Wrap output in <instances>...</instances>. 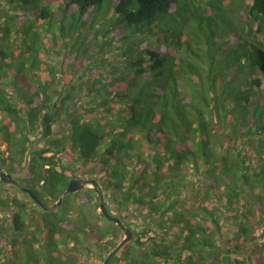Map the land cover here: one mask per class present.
<instances>
[{"label":"trees","instance_id":"trees-1","mask_svg":"<svg viewBox=\"0 0 264 264\" xmlns=\"http://www.w3.org/2000/svg\"><path fill=\"white\" fill-rule=\"evenodd\" d=\"M2 145L0 167L42 204L82 179L141 220L110 264H264V0H0ZM80 191L44 211L0 182L15 258L89 264L117 247Z\"/></svg>","mask_w":264,"mask_h":264},{"label":"rangeland","instance_id":"rangeland-1","mask_svg":"<svg viewBox=\"0 0 264 264\" xmlns=\"http://www.w3.org/2000/svg\"><path fill=\"white\" fill-rule=\"evenodd\" d=\"M63 59H64V61L62 63V67L60 69L68 72L67 69H72L70 67V64L73 63L74 61L71 62V60L66 58V56L63 57ZM61 61L62 60L60 58H57V60H53L51 63L52 64L56 63V67H57L61 63ZM74 70H75V68H74ZM40 78H41V80L44 79V73H42V72L40 73ZM56 130H58V129H56ZM39 138H40V136H37L36 140H38ZM5 150H6L5 145H2L0 147V151L3 152ZM47 155H49V154H47ZM3 172L7 173L5 170H3ZM20 174H21L20 176L23 177L25 174V171H21ZM11 176L14 179V176L13 175H11ZM2 190L4 192L2 197H10V198L16 197L19 201L26 202V204H27L28 198L26 196L21 195L20 193H18L14 189H12V187L5 185V186H2ZM77 193H79L77 196L78 200H81L82 197L87 196V194H85L84 192H81V191H78ZM187 196L191 197L190 194H188V193H187ZM75 197L76 196L74 195V193L67 195L66 196V203H69V205L74 204ZM107 204H109L110 206H113V204L110 201H107ZM107 210H108L110 215L112 214L113 216H115V213H114L115 211H114L113 207H111L110 210L107 207ZM12 211H13V209L11 206H9L3 210H0V222L4 223V227L2 228L3 234L1 235L2 238H0V264H22L21 261H19V259L15 258V255H20L22 253V251L19 249L18 244L12 243V239L14 237H16V236H14L15 231L13 230L12 223L10 221ZM91 219L93 220L94 223L100 222V219L97 217V213L92 215ZM126 222L132 223L129 225V227L127 226L131 230V229H136V226L141 223V220L134 218L132 216H128V219L126 220ZM258 236H259V232L254 234L252 236L251 240H249V242L245 244V247H244L245 251H247V252L250 251L252 245L254 244V241L257 240ZM13 251H15V254L12 253ZM105 255H106L105 253H101L100 254L101 259H99V260H97L96 258H93V257L89 258V264H99L100 261L105 258Z\"/></svg>","mask_w":264,"mask_h":264},{"label":"water","instance_id":"water-1","mask_svg":"<svg viewBox=\"0 0 264 264\" xmlns=\"http://www.w3.org/2000/svg\"><path fill=\"white\" fill-rule=\"evenodd\" d=\"M0 181L2 183H6V184H10L13 187H15L16 189L20 190L21 192H26L30 198L34 201V203L36 205H38L42 210L44 211H50L54 208H57L61 205V202L63 200L64 197H66L69 194H73L76 193L82 189H91L93 190V192L97 195L98 197V208L100 213L102 214L103 218L111 223H114L122 232L123 234V238L120 241V243L117 245V247L110 252V254L106 257V259L103 261L102 264H109L110 261L112 260V258L115 256V254L117 253V251L128 241H130L132 239V232L131 230L123 224V222L121 221V219L114 217L112 215L109 214L106 204L104 202L103 196L99 193V191L97 190L95 184L93 181H85L82 179H71L70 182L68 183V186L65 190V192L63 193V195L59 198V200L57 201V203L51 205V206H46L44 204H42L38 198L31 193L30 191L22 188L20 186V184L17 183V181H15L13 179V177L8 174V173H4L3 169L0 167ZM90 186V187H89Z\"/></svg>","mask_w":264,"mask_h":264},{"label":"flooded vegetation","instance_id":"flooded-vegetation-1","mask_svg":"<svg viewBox=\"0 0 264 264\" xmlns=\"http://www.w3.org/2000/svg\"><path fill=\"white\" fill-rule=\"evenodd\" d=\"M112 216H113V215H112ZM114 217H116V216H114ZM117 218H119V217H117ZM119 219H120V218H119ZM121 221H122V220H121ZM122 222H123V221H122ZM123 224H124V223H123ZM124 225H125V224H124ZM106 257H107V256H105V258H104L103 260L100 261L101 264H102L103 261L106 259ZM110 262H111V261H110ZM109 264H110V263H109Z\"/></svg>","mask_w":264,"mask_h":264}]
</instances>
